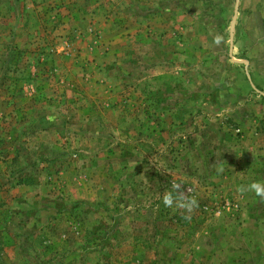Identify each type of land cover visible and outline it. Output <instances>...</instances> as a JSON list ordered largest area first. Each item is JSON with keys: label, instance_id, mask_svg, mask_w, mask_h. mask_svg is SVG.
<instances>
[{"label": "rangeland", "instance_id": "rangeland-1", "mask_svg": "<svg viewBox=\"0 0 264 264\" xmlns=\"http://www.w3.org/2000/svg\"><path fill=\"white\" fill-rule=\"evenodd\" d=\"M0 264H264V0H0Z\"/></svg>", "mask_w": 264, "mask_h": 264}]
</instances>
